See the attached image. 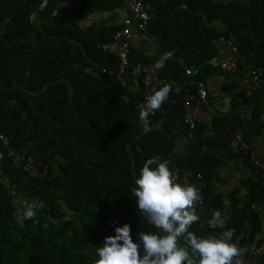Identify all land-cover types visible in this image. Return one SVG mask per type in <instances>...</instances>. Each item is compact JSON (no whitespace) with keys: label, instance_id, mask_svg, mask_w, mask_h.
I'll list each match as a JSON object with an SVG mask.
<instances>
[{"label":"trees","instance_id":"trees-1","mask_svg":"<svg viewBox=\"0 0 264 264\" xmlns=\"http://www.w3.org/2000/svg\"><path fill=\"white\" fill-rule=\"evenodd\" d=\"M146 1L155 16L142 32L155 41L158 55L132 46L130 60L148 65L173 54L160 72L172 81V90L149 116L152 126L163 123L148 133L139 120L142 85L127 92L111 73L117 57L97 46L110 40L122 22L81 23L97 12L125 9V0H0V131L26 156L25 162L48 166L50 176L32 177L7 155L0 160L9 180L0 182V264H96V249L125 224L140 244V233L156 229L138 213L131 189L143 164L154 156L170 160L172 172L180 167L177 183L194 185L198 173L207 182L203 206L196 209L200 220L190 231L218 237L233 229L235 236L244 232L243 242L251 247L263 241L264 178L242 181L247 197L235 218L226 217L224 210L228 200L240 201L234 196L238 189L225 196L216 181L228 157L256 167L250 153L232 151L228 137L235 125L248 141L263 134L264 84L248 96L247 89H236L237 82L227 83L230 110L215 116L211 127L198 122L190 129L184 105L176 99L183 98L186 87L221 71L210 64L217 52L212 40L220 35H237L245 56L242 71L221 72L244 79L245 65L264 69V0ZM187 68L198 73L189 77ZM177 83L184 86L178 89ZM241 101L254 104L249 117L241 115ZM184 137L188 146L182 154L176 146ZM22 200L37 205L36 220L20 215ZM212 210L227 218L223 229L207 225ZM243 264H264V255L255 256L250 248Z\"/></svg>","mask_w":264,"mask_h":264},{"label":"clouds","instance_id":"clouds-1","mask_svg":"<svg viewBox=\"0 0 264 264\" xmlns=\"http://www.w3.org/2000/svg\"><path fill=\"white\" fill-rule=\"evenodd\" d=\"M168 58L169 54H165L156 66L162 68ZM171 90V85H164L146 97L139 113L144 133L160 130L163 121L152 126L149 116L161 109ZM169 164L170 160L160 156L148 159L131 189L138 213L156 231L140 233L138 244L132 239L130 225L115 227V235L105 237L103 246L96 249L99 257L96 264H243L246 249L232 243L234 230H224L218 237H200L190 231L200 220L196 205L201 195L195 186L177 183ZM36 208V204L25 201L20 215L26 220H36ZM226 220L216 211L207 225L223 229Z\"/></svg>","mask_w":264,"mask_h":264},{"label":"built area","instance_id":"built-area-1","mask_svg":"<svg viewBox=\"0 0 264 264\" xmlns=\"http://www.w3.org/2000/svg\"><path fill=\"white\" fill-rule=\"evenodd\" d=\"M125 8L128 14L122 21V26L116 29L108 41H100L97 46L102 50L115 55L118 59V65L111 73L116 80L127 91H134L138 85H142L144 89L143 103L146 97L152 95L156 90H159L164 85H171L172 81L160 74L162 68H158L157 62L148 65L142 62L133 63L130 60V53L132 47V36L134 29L140 31H147L151 19L155 16L152 11L151 3L146 0H125ZM237 35L230 33L229 35H220L212 40L213 45L218 49L221 44H226L229 48L228 52L221 58L212 57L210 64L213 67H218L220 70L237 73L242 71L241 64L245 60L244 54L240 51L236 44ZM169 57H172L171 52H167ZM164 54V55H165ZM248 71L249 85L247 88V95H252L256 90L260 89L264 84V69L262 67H253L252 65L244 66ZM198 73L197 69L187 68L185 74L189 77L195 76ZM176 101H181L185 108L184 121L189 125L190 129H195L198 125L199 119V105L206 104L209 101V92L206 83L198 81L195 87H186L183 98H178ZM229 147L235 153H250L251 159L256 167L264 168V161L259 159L251 149L250 143L243 136L239 125H235L231 129V134L228 137ZM12 159L13 165L23 168L28 172V175L45 179L50 177L48 166L44 169L39 168L34 162L26 161V156L11 147V139L5 133L0 131V160L5 156ZM180 167H174L173 174L176 182L180 178ZM198 188L201 200L196 205V209L203 206L204 203V189L207 186L206 180L201 173H198L194 185ZM217 210H212L214 214ZM233 230V229H231ZM245 237L244 232H240L232 238V243L238 247L246 249L250 248L243 242ZM252 253L255 256L264 255V240L255 247H251ZM245 251V252H246Z\"/></svg>","mask_w":264,"mask_h":264},{"label":"crops","instance_id":"crops-1","mask_svg":"<svg viewBox=\"0 0 264 264\" xmlns=\"http://www.w3.org/2000/svg\"><path fill=\"white\" fill-rule=\"evenodd\" d=\"M64 8L67 13H72V8L67 3L64 4ZM127 14L128 12L126 8H122L113 12H97L88 16L81 23L84 27H89L91 25L103 26L106 24H118L124 20ZM132 46L139 52L149 55H158V46L156 45L155 41L150 36L138 29H134L132 36ZM228 50L229 48L226 44H221L217 49L215 57H223L228 52ZM221 71L211 75L205 82L209 92V101L206 104L199 105V122L206 123L209 127L212 126L215 116H222L228 113L230 110V98L229 95L224 92L225 85L230 83V81H235L238 84L236 87L238 91L247 89L249 85L248 77L240 79L234 75H226L223 73L225 71ZM175 86H178L179 89L184 86V83H177ZM253 107L254 104L252 102L241 101L239 105V111L242 116L249 117L252 114ZM248 142L250 143L254 154L259 159L264 161V132L262 135L251 136ZM187 146L188 140L186 137H184L177 142L176 148L179 153L183 154L187 151ZM260 176L264 178V168L252 167L235 157H228L226 159L225 163L219 168L218 179L216 181L217 191L225 196H228L231 191L238 189L237 196L236 194L234 196L240 199V201H238L236 204H234L231 200L227 201L224 210L226 217L235 218L240 216L243 201H245V198L247 197V189L240 185L242 181L249 179L256 180L259 179ZM1 181L9 184V180L0 167V182ZM22 204H24L23 200ZM257 209L263 215V206L261 204L257 206ZM262 228V231H264V215ZM259 236L263 238L264 232H261ZM245 244L248 248H251L252 246L247 242H245Z\"/></svg>","mask_w":264,"mask_h":264}]
</instances>
